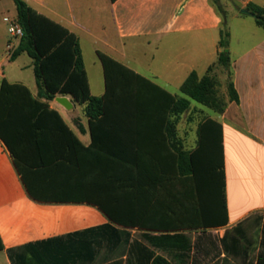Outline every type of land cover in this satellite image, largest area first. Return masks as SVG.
<instances>
[{
    "label": "crops",
    "instance_id": "crops-1",
    "mask_svg": "<svg viewBox=\"0 0 264 264\" xmlns=\"http://www.w3.org/2000/svg\"><path fill=\"white\" fill-rule=\"evenodd\" d=\"M24 1L78 37L90 91L95 97L106 92L99 52L176 97L183 96L181 86L192 72L202 77L209 67L218 64L223 17L211 0ZM233 2L241 9L250 3L264 7V0ZM14 6L13 0H0V88L7 80L26 86L36 96L32 60L16 65L26 54L15 61L8 56L19 43L9 34L4 20L15 21ZM231 15L233 20H247V15L239 12ZM228 30L230 67L235 71L233 83L239 97L238 102L229 100L219 121L223 128L228 223L215 227L176 226L171 230L153 228L165 221L170 208L177 210V197L183 191V177L176 170L177 150L171 143L178 142L184 151L197 146L186 147L180 126L183 115L173 137L167 125L113 128L114 134L99 140L91 155L77 147H67L65 140L44 141L41 149L33 142L26 143L22 150L26 179L36 198L0 139V237L4 245L0 264H149L151 252L172 264H264V38L254 30L259 42L233 59V32L229 27ZM7 66L19 69L14 71L13 80ZM29 70L32 78L24 75ZM58 97L62 96L49 102L50 107L59 112L84 147L91 146L85 106L81 105L80 113L72 96H66L71 109L59 103ZM133 141L149 148L161 147V154L143 157L142 161L174 164V172L134 171L129 166L133 156L128 151L120 157L117 153L122 145L132 147ZM102 147L112 149L113 155L103 154ZM70 162L83 169L78 179L66 178V164ZM54 170L56 175L51 173ZM140 178L162 182L152 189L149 182L136 184ZM76 185L83 195L102 203L119 221L90 202L58 201V197L70 193L66 189ZM179 233L188 236L189 252L167 246V239H156ZM156 242L165 246L156 247ZM169 242L175 243L173 239Z\"/></svg>",
    "mask_w": 264,
    "mask_h": 264
},
{
    "label": "trees",
    "instance_id": "trees-1",
    "mask_svg": "<svg viewBox=\"0 0 264 264\" xmlns=\"http://www.w3.org/2000/svg\"><path fill=\"white\" fill-rule=\"evenodd\" d=\"M13 3L16 8L15 21L22 28L23 35L12 51L10 61H15L23 54L32 60L38 93L34 96L24 85L3 81L0 88V139L9 150L19 174L34 198L36 196L26 179L27 167L22 155L26 143L33 142L41 149L44 141L65 140L67 147L71 149L77 147L91 155L97 150L99 140L114 134L113 128L167 125L168 133L172 137L175 136V126L181 116L189 111L192 102H197L218 114L225 111L226 102L218 93L217 81L209 74L212 67H209L208 73L202 77L192 72L181 86L183 96L176 97L101 52L98 55L105 72L106 92L102 97L93 96L78 37L64 26L34 10L24 0H13ZM211 3L223 17L219 43L222 50L218 56V64L228 70L230 32L227 27V16L221 0H211ZM242 10L238 8L239 14L246 15ZM245 10L250 12L256 24L264 31V7L250 3ZM228 93L230 101L238 102L239 97L233 81L228 84ZM67 95L72 96L76 103L85 106L84 111L89 120L92 136V144L87 148L68 127L59 112L49 105L57 96ZM177 145L175 142L171 143L172 148L177 150L179 160L176 170L183 177L181 180L183 191L180 197H177L179 207L177 210L170 208L165 213V221L154 225L153 228L171 230L176 226L187 228L193 225L201 227L226 225L228 209L222 124L212 118L205 119L199 124L198 142L193 150L184 151ZM131 146L126 149L127 147L122 145L117 149V153L120 157L128 151L133 156V162L129 166L134 171L174 172V164H147L142 161L143 157L161 154L163 152L161 147L149 148L137 141H133ZM101 150L103 154L113 155L109 147H102ZM82 172L83 169L78 163L66 164V178L78 179ZM51 173L56 175L55 170ZM143 182H149L153 189L154 184L162 181L155 179L143 181L141 178L135 180L136 184ZM66 190H70V193L66 194V197H58V201L90 202L103 210L112 220L119 221L102 203H95L93 198L83 195L78 185ZM156 239H167V246H177L185 252L190 250L189 238L183 233L173 236L162 235ZM170 239L175 243H170ZM153 245L165 246L157 242ZM3 249L0 237V251ZM149 264L172 262L151 252Z\"/></svg>",
    "mask_w": 264,
    "mask_h": 264
},
{
    "label": "rangeland",
    "instance_id": "rangeland-1",
    "mask_svg": "<svg viewBox=\"0 0 264 264\" xmlns=\"http://www.w3.org/2000/svg\"><path fill=\"white\" fill-rule=\"evenodd\" d=\"M223 5V9L227 16V25L233 32V47L234 51L232 54L233 59L237 58V55L241 53L245 49L251 48L254 44L259 42V38L257 35L252 33L254 30L259 32L262 38H264V31L261 27L256 25L255 18L252 15L244 16V19L247 20H233L232 15L233 13L238 12V7L232 0H221ZM15 7V6H14ZM244 21V22H243ZM247 21V22H246ZM249 24H245L248 23ZM12 54V49L9 50L8 56L10 57ZM31 61V59L27 55H23L16 65H23L25 62ZM12 67V66H11ZM7 66L9 72V78L11 80L14 79V71H18L19 69L11 68ZM209 74L217 81V90L219 95L224 98L226 102V108L229 105V93H228V84L230 81H233L235 76V71L232 70L230 67L228 70L223 68L221 65L217 64L216 66L212 67ZM24 75L29 78L33 77V73L29 70V72L24 73ZM236 111L238 106L234 105ZM82 106L77 104V109L80 113H82ZM212 118L217 121H222V114L216 113L214 110L209 109L203 105L198 104L197 102H193V106L183 114L180 126L181 132L183 135V139L185 141L187 149H192L196 146L197 139H198V126L200 122L205 119ZM234 120L238 122V114L235 113Z\"/></svg>",
    "mask_w": 264,
    "mask_h": 264
},
{
    "label": "built area",
    "instance_id": "built-area-1",
    "mask_svg": "<svg viewBox=\"0 0 264 264\" xmlns=\"http://www.w3.org/2000/svg\"><path fill=\"white\" fill-rule=\"evenodd\" d=\"M4 20L8 24L9 34L15 39H20L23 35V31H22V28L20 27V25L16 21H13L9 18H5Z\"/></svg>",
    "mask_w": 264,
    "mask_h": 264
},
{
    "label": "water",
    "instance_id": "water-1",
    "mask_svg": "<svg viewBox=\"0 0 264 264\" xmlns=\"http://www.w3.org/2000/svg\"><path fill=\"white\" fill-rule=\"evenodd\" d=\"M242 13L246 14V15H250V12L245 10V9L242 10ZM57 100L59 103H61L66 108H68V109L72 108V104H70V102L67 100L66 96L58 97Z\"/></svg>",
    "mask_w": 264,
    "mask_h": 264
}]
</instances>
